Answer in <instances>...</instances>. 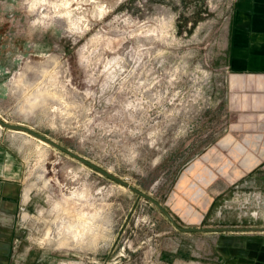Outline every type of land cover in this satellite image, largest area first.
I'll return each instance as SVG.
<instances>
[{"label": "rangeland", "instance_id": "obj_1", "mask_svg": "<svg viewBox=\"0 0 264 264\" xmlns=\"http://www.w3.org/2000/svg\"><path fill=\"white\" fill-rule=\"evenodd\" d=\"M239 1L0 0V120L145 195L0 123V264H264V74L230 68Z\"/></svg>", "mask_w": 264, "mask_h": 264}, {"label": "crops", "instance_id": "obj_2", "mask_svg": "<svg viewBox=\"0 0 264 264\" xmlns=\"http://www.w3.org/2000/svg\"><path fill=\"white\" fill-rule=\"evenodd\" d=\"M232 31L229 59L231 70L264 74V0H240L233 18ZM236 83L234 77L233 85ZM259 87H263L261 82ZM235 174L242 173L235 171ZM223 243L229 248V240H223ZM244 246H247V240Z\"/></svg>", "mask_w": 264, "mask_h": 264}, {"label": "water", "instance_id": "obj_3", "mask_svg": "<svg viewBox=\"0 0 264 264\" xmlns=\"http://www.w3.org/2000/svg\"><path fill=\"white\" fill-rule=\"evenodd\" d=\"M0 123L2 124V126L8 128V129H12V130H18V131H24V132H27L29 133L30 135L40 139L41 141H44L45 143L65 152L66 154L72 156L73 158L77 159V160H80L81 162H83L84 164L92 167L93 169L95 170H98L99 172H101L102 174H104L105 176L121 183L122 185L130 188L131 190H133L134 192L140 194V195H143L145 196L142 192L136 190L135 188L131 187L130 185H128L127 183L123 182V181H120L119 179L111 176L110 174H108L107 172L97 168L96 166L92 165L91 163L87 162L86 160H84L83 158L77 156L76 154L70 152L69 150L57 145L56 143H54L52 140L34 132L33 130L27 128V127H24V126H18V125H9V124H6L4 122H2L0 120ZM159 208L160 210L171 220V222H173V224H175L177 226V224L174 222V220L171 218V216L166 212V210L159 204L157 203L155 200L151 199ZM180 230L182 231H190V232H220V231H236L234 229H200V228H195V229H183V228H179Z\"/></svg>", "mask_w": 264, "mask_h": 264}, {"label": "bare ground", "instance_id": "obj_4", "mask_svg": "<svg viewBox=\"0 0 264 264\" xmlns=\"http://www.w3.org/2000/svg\"><path fill=\"white\" fill-rule=\"evenodd\" d=\"M43 143V142H42ZM44 144V143H43Z\"/></svg>", "mask_w": 264, "mask_h": 264}]
</instances>
